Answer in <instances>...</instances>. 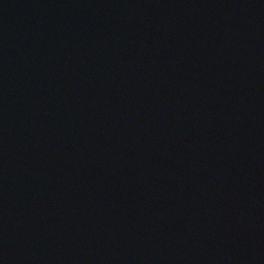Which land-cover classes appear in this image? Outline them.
Segmentation results:
<instances>
[{
  "label": "water",
  "instance_id": "95a60500",
  "mask_svg": "<svg viewBox=\"0 0 264 264\" xmlns=\"http://www.w3.org/2000/svg\"><path fill=\"white\" fill-rule=\"evenodd\" d=\"M0 264H264V0H0Z\"/></svg>",
  "mask_w": 264,
  "mask_h": 264
}]
</instances>
